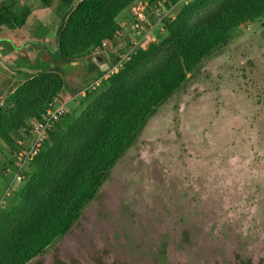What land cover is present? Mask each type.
Masks as SVG:
<instances>
[{
    "label": "rangeland",
    "instance_id": "rangeland-1",
    "mask_svg": "<svg viewBox=\"0 0 264 264\" xmlns=\"http://www.w3.org/2000/svg\"><path fill=\"white\" fill-rule=\"evenodd\" d=\"M139 2L142 7L147 4V14L153 12L147 0L131 7ZM62 9L66 10L55 1L47 19L30 20L21 34L41 40L57 29ZM176 11L177 7L172 9V17ZM56 18L58 24L52 27ZM115 22L120 35L135 43L146 34L159 42L165 36L160 28L154 33L136 28L142 33L137 35L129 8ZM34 23L38 26L33 30ZM143 45L145 40L140 42ZM107 47L93 49L84 60L108 77L118 71L109 73L117 49L113 43ZM95 54L103 60L97 63ZM7 73L0 78V108L26 79ZM92 76L85 68L73 78L51 74L49 80L62 84L57 96L68 101L67 113L79 114L81 91L93 82ZM187 77L122 152L71 231L46 249L42 264H54L56 258L72 264H91L110 255L146 258L163 245L170 259L189 253L186 261L199 264H223L235 254L254 262L262 259L264 17L234 32L225 46L203 59ZM12 140V150L0 140V210L23 185V178L15 179V153L26 141L23 128Z\"/></svg>",
    "mask_w": 264,
    "mask_h": 264
},
{
    "label": "trees",
    "instance_id": "trees-1",
    "mask_svg": "<svg viewBox=\"0 0 264 264\" xmlns=\"http://www.w3.org/2000/svg\"><path fill=\"white\" fill-rule=\"evenodd\" d=\"M52 1L40 0L45 7ZM58 1L69 5L73 0ZM138 1L145 0H81L58 31L52 59L82 61L93 81L103 76L85 56L110 40L117 49L111 67L119 61L131 41L116 35L120 29L115 19ZM147 1L153 9L162 0ZM26 14L14 16L0 8V24L21 26ZM262 17L264 0H191L178 5L173 19L161 22L165 36L160 42L139 46L117 73L84 95L78 115L66 113L48 132L42 149L23 170L22 187L0 210V264H42L46 249L71 231L147 119L203 59ZM51 74L65 77L57 68L28 76L0 108V140L11 150L12 137L22 128L26 135L25 122L39 119L62 90L60 81L49 80Z\"/></svg>",
    "mask_w": 264,
    "mask_h": 264
},
{
    "label": "built area",
    "instance_id": "built-area-1",
    "mask_svg": "<svg viewBox=\"0 0 264 264\" xmlns=\"http://www.w3.org/2000/svg\"><path fill=\"white\" fill-rule=\"evenodd\" d=\"M176 4H170V0H162L158 1L154 7L153 12L151 14L146 13V7H142V2H139V4L136 7H130V13L135 19V23L133 26V29L136 31V28H139L138 31L141 29L146 31H151V33L160 27L161 22L166 19L170 18L173 19L171 15L172 9L177 7L178 5H188L191 0H176ZM165 3L169 6L167 9L165 6ZM152 16H155L153 18ZM137 33V31H136ZM120 33L117 32L116 35H119ZM140 33H137V35L141 36ZM153 36V37H152ZM148 36L147 34L144 35V38L142 40H145V43L150 42L153 43L156 41V38L154 35ZM141 40V41H142ZM140 41V42H141ZM139 43H135L131 41V45L121 54L119 55V61L112 66L109 73L117 72L119 68L122 67V65L127 62L130 58L131 53H133L139 46ZM111 45L110 40H105L102 42V44L99 47L94 48L95 51H99L101 49L108 48L107 46ZM107 76L103 75L100 78L94 80L91 82V84L84 88L81 91V95L84 97V95L97 87L101 84V82L106 79ZM68 101H65L59 96L53 97L48 104L46 105V108L44 109L43 113L41 114L39 119L32 120L26 128L27 134H26V141L23 145L18 147V151L15 153L16 156V173H15V179L17 182H20L23 178V170L25 166L30 163L40 152L43 145L45 144L47 138H48V132L55 128L57 124L59 123L60 119L68 112L67 108Z\"/></svg>",
    "mask_w": 264,
    "mask_h": 264
},
{
    "label": "flooded vegetation",
    "instance_id": "flooded-vegetation-1",
    "mask_svg": "<svg viewBox=\"0 0 264 264\" xmlns=\"http://www.w3.org/2000/svg\"><path fill=\"white\" fill-rule=\"evenodd\" d=\"M33 1H38V2L36 3V5L33 4L30 6L31 2H33ZM55 1H58V0H53L52 3L50 4V6L45 7L40 2V0H0V8L1 9H7L14 16H19V15H21L22 12H24V13H26V11L28 12V14H26V16H25L24 23L21 26L15 25L14 27H10V26H6L4 24H0V30H1V28L10 29V30L22 29L26 25L25 23H26L27 19L31 16L33 8H43V9H47V12H49V10L51 9V7ZM80 1L81 0H73L69 5H65V4H62L60 2L64 6V8H66V10L64 11L62 9L58 12L59 15L62 14V19L60 20L59 24H58L57 18L52 21L51 26L53 27L56 24H58V27H56L57 29L54 31L46 32V34L43 35V37H45V35L50 34V36L55 37V43H53V44H54V47L56 49V52H57L56 41H57L58 31H59L62 23L64 22V20H66V18L68 17V14L71 12V10ZM47 15H49V13H47ZM47 15L43 18V20L47 19V17H48ZM37 26H38V24H37ZM56 52H55V54H56ZM55 54H54V56H55ZM93 57H94V59L97 58L98 61L101 59V58H99L98 54H95ZM39 60L40 61H38L39 62L38 65H34V66H30V67H28V66H10L8 68V71H9V73H15L17 75H20V76L28 79V76H30L29 74H27L26 72L18 71L16 69L17 68L42 69L49 64L48 61L41 62L43 60L42 58ZM188 254L189 253L182 254L180 257H177V259H174V260L170 259L167 255V248L165 247V245H163L162 247H159V250H155L154 253L150 254L148 252L146 254L147 255L146 258L141 257L138 259V257H133V258H125V259H116V258H112L111 255L109 254L110 255L109 257L95 258V260L93 262H91V264H199L198 261L197 262H195V261H188L187 262L186 260L190 259L188 257ZM53 263L54 264H72L70 261L66 260L65 258H56L53 261ZM74 264H77V263H74ZM80 264H82V263H80ZM223 264H264V256L262 257V259L258 260L257 262H254V261H252L251 258L235 254L233 259H230L229 262H226Z\"/></svg>",
    "mask_w": 264,
    "mask_h": 264
},
{
    "label": "crops",
    "instance_id": "crops-1",
    "mask_svg": "<svg viewBox=\"0 0 264 264\" xmlns=\"http://www.w3.org/2000/svg\"><path fill=\"white\" fill-rule=\"evenodd\" d=\"M47 13V9L33 8L32 14L25 24L27 25L30 19L39 23ZM36 26L37 23H34L33 30ZM20 31L21 29L10 30L5 28H1L0 30V78L2 75L9 76L7 72H9L8 68L10 66L30 67L38 65V61L41 58L43 59L41 62H50L54 57L56 52L53 44L55 43V37L47 34L41 40L37 41L35 39L25 38ZM10 74L15 78L20 76L15 73Z\"/></svg>",
    "mask_w": 264,
    "mask_h": 264
},
{
    "label": "water",
    "instance_id": "water-1",
    "mask_svg": "<svg viewBox=\"0 0 264 264\" xmlns=\"http://www.w3.org/2000/svg\"><path fill=\"white\" fill-rule=\"evenodd\" d=\"M54 68L59 69L67 78L76 77L80 72L84 71L82 61L62 62L55 59H52L49 64L42 69L17 68L16 70L26 72L30 76H33L39 73L48 72Z\"/></svg>",
    "mask_w": 264,
    "mask_h": 264
}]
</instances>
